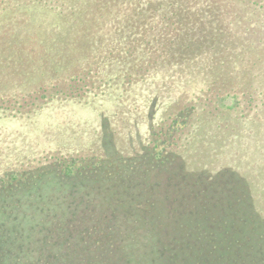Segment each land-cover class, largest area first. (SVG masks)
I'll list each match as a JSON object with an SVG mask.
<instances>
[{
	"label": "trees",
	"instance_id": "1",
	"mask_svg": "<svg viewBox=\"0 0 264 264\" xmlns=\"http://www.w3.org/2000/svg\"><path fill=\"white\" fill-rule=\"evenodd\" d=\"M130 1L133 2L130 6L140 15L136 13L137 18L123 27L126 21L120 20L118 13ZM199 2L202 0H160L158 14L150 0H2L3 12L13 17L5 19L11 25V37L16 42L20 38L27 43L25 46L38 44L41 50L32 77L25 78L39 75L45 80L40 96L25 95L23 91L10 93V107L4 108L5 114L0 113V140L2 135L6 138L7 149L18 141L25 142L32 150L25 151L22 161H17L19 156L9 149L8 156L0 154V264H246L247 259L264 264V246L253 245L252 258H248L250 254L243 256L249 245L247 234L257 232L256 237H263L264 242V232L258 231L264 221L257 219L259 215L253 208L251 219H240L249 224L248 232H244L245 225L235 229L224 227L220 231L208 222L204 207L197 204L182 207L177 197L159 188L160 182L144 187L141 181L150 178L143 179L142 168L147 169L149 176L161 178L157 176L160 173L157 162L166 164L169 159H178L183 167L181 174L184 172L190 179L210 172L196 167L187 169L190 158L182 151L189 136L207 125L205 114H195V109H201L203 98L195 99L200 92L187 80L201 75L197 72L196 59L208 52L204 47L212 41L208 32L212 25L210 20L205 24L200 21L207 17V12L199 11ZM18 9L23 24L16 31L13 20L18 18ZM187 11H195L198 17L186 15ZM222 22V26H217L215 46H227L229 34L232 37V32L222 28L227 25ZM73 46H87L84 54L74 55L81 71L64 75L66 64L73 63L69 60ZM103 46H107L106 51H102ZM110 54L121 60L114 62ZM48 73L58 76L57 80L50 81ZM252 83L250 86L257 88L254 86L257 82ZM60 84L64 88H59ZM206 87L204 83L203 92ZM257 91H253L254 103L261 109L264 92ZM71 93L77 99L73 100ZM164 95L174 97V107L178 108L171 106L164 110L165 118H159L160 124L170 123L180 129L171 139L160 143L156 133L158 122L147 130L143 112L149 104L150 114L156 115V101ZM161 107L157 110L163 113ZM111 119L114 124L135 122V138L140 147V152L135 153L138 167L134 166L136 163L127 164L130 158L121 157L113 150L107 133ZM98 121L107 133L106 158L121 161L119 165L114 162L117 165L111 169L113 162L108 166V161L83 155L85 136L92 131L94 136L98 134L99 127L95 126ZM197 124H201L199 128H195ZM208 130L213 136L217 129ZM119 132L114 131V135ZM46 145L53 148L47 150L48 155L43 159ZM59 153L86 156L95 161L97 168L105 173L103 180L111 185L113 179L108 177L115 175L118 182L129 179L136 187L102 194L101 184L81 185L80 180H75L80 176L73 168L68 176L55 170L52 159ZM28 154L38 156L27 160ZM46 159L52 162L47 163ZM26 160L37 167L23 170ZM216 161L222 165L210 174L228 167L237 170L231 160L220 154L216 155ZM27 176H31V182ZM3 192H8L5 201L1 197ZM196 196L199 201L194 202L199 203L202 197ZM74 202L94 208L87 212L88 216L76 218L72 216ZM86 207L83 209L87 210ZM181 209L185 210L183 216L178 214ZM253 219L257 221L252 222ZM237 237L242 238L237 240Z\"/></svg>",
	"mask_w": 264,
	"mask_h": 264
},
{
	"label": "rangeland",
	"instance_id": "2",
	"mask_svg": "<svg viewBox=\"0 0 264 264\" xmlns=\"http://www.w3.org/2000/svg\"><path fill=\"white\" fill-rule=\"evenodd\" d=\"M158 1L160 0H150L154 11L160 14L161 10L159 9ZM1 2L2 0H0V113L2 114L4 113V108L10 107V93L15 92L22 94L21 91H23L25 95L31 94L40 96L41 86L45 79L39 77V75L28 80L25 78L26 75L32 77L31 72L37 67L36 63L39 61L38 58L41 50L38 44L36 45L34 43L31 46H25L27 43L21 41L20 38L19 41L16 42L14 40L15 38L11 37L13 34L10 30L11 25H8L5 19L12 20L13 17L12 14L6 15L7 13L3 12L5 5ZM132 3L133 2L130 1L129 4L123 7V10L121 9L118 13L119 19L122 21L125 19L126 21L123 23V27L131 24L134 18H137L136 13L140 15L139 11H134L132 6H130ZM20 9L17 10L18 18L13 20L15 22L16 31L21 30L23 24V17H21L22 13ZM204 10L205 13L207 12L206 16L208 18L205 17L207 18L205 19L203 17L202 19L204 20L201 19L200 21L205 24L207 20H210L212 28H209L208 32L212 37V41H208L209 45L204 47L208 52L204 54L201 53L200 57L196 59L197 72L201 75L195 77V79L187 78V80L193 84L198 92H200L195 99L203 98L201 109H195V114H197V116L205 114L207 117L205 119L206 121H202H205L204 124L207 125H203L204 127L202 126L203 129L200 132H195L193 135L189 136L187 144L185 143L184 146H182V151L186 158H190L187 169L196 167L197 170L201 169L200 171L207 170L212 172L215 168L217 169L222 165L218 163L219 161H216V155L220 154L222 157H225V159L231 160L234 165L233 167L237 168V170H230L228 167L223 168L218 174L204 172L198 176L194 175L195 177H191V180L184 172L181 174L180 170L183 167L178 159H169V162L167 161L166 164L157 162V165H159L157 172H160L157 176L161 177L158 178L159 181L154 175L149 176L146 168L141 169L140 175L143 179L147 177L150 178L141 181L144 187L147 184H156L160 182L162 185L159 184V188H162V190L167 192L170 196L174 195L177 197L182 207L195 204L199 207H204L205 217L209 223L215 226L214 229L222 231L224 227L235 229L240 225H245L243 226L245 229L244 232H248L250 230L249 224L240 221V219H251L255 212L259 215L257 219L261 218L263 219L261 221H264V107L260 109V107L255 106L254 102L256 101L254 97H256V95H254L255 93L253 92L254 90H262L264 92V0H202V2H199V11L204 14ZM199 11L198 13L200 14ZM170 13H172V11ZM219 14H222V17H220ZM186 15L198 17L195 11L192 13L187 11ZM222 21L227 24L222 28L225 31L232 32V37L229 34L230 40L227 46H215V43L218 41V37H215L218 31L217 26H222ZM210 24H208V26H211ZM226 37H228L227 32ZM35 38L36 37H34V39ZM206 40L207 38H205L204 41ZM225 41L227 44L228 40L226 39ZM86 48L87 46H73L74 52H71L72 57L71 59L69 58L73 63L70 64V62H68L62 74H78L79 71H81L79 63L76 61L78 57H74V55H76L77 52L79 54H84ZM102 48V51L107 50V46H103ZM109 57L117 63V59H120L111 54ZM31 64L33 65L31 66ZM130 64L131 62L129 65ZM129 69H131V66H129ZM47 78L54 82L57 80L58 76L50 73ZM130 79L132 80V78ZM201 80H203V84L206 83L207 85L204 92L202 90L203 84ZM252 82H257L254 84L257 88L250 86L253 85ZM259 83L262 85L258 88ZM56 84L58 85L59 83ZM233 85L235 88L232 90ZM59 88H64L63 84H60ZM35 92L37 93L35 94ZM72 96L71 93L70 97L74 100L75 97ZM79 98L84 101L83 97H78V99ZM153 99L154 97L152 100ZM174 101H176L174 97L171 98L165 95L161 97L156 101L158 106L155 107L156 115H151V110H148L149 104H144V106L146 105L143 112L146 114L145 126L147 130H149L148 128H150V126H155L158 122L156 133L160 143L171 139V135H174L180 129L179 126H171L170 123L166 124L163 122L160 124L161 120L159 118H165L163 117L164 110L166 111L171 106V109L178 108V106L174 107ZM159 107H161V109L163 108V113L157 110ZM180 109L181 108H179V110ZM202 109L204 111H201ZM23 113L25 114V110ZM134 123L135 122L132 121L128 125L115 122V125L112 119L107 123L110 127V129H107V133L110 134L109 138L113 143V150L120 153L121 157L130 158L127 164L131 165H134L137 161V154L135 153L140 152V147L137 145V139L135 138L137 130L133 127ZM197 125L195 128H199L201 124ZM95 126L99 127L98 134L94 136V131L91 133L87 132L85 136L86 144L84 143V151L86 150V152L83 155L97 157L102 162L108 161V166L113 162V167H110V169L114 168L117 164L119 165L121 161L118 159L112 160L106 158V130L105 128L104 131L102 130L103 124L99 121ZM209 127H216L217 129L216 132L214 131L215 134L213 136L209 134ZM133 128L134 132H132ZM114 131L120 132L114 135ZM139 135V140H141L142 134L139 133ZM56 141H58V138ZM7 147L6 138L2 135L0 140V154L2 157L9 154V149L14 155L19 156L17 161H22L23 159L21 158L25 159L24 155L27 153L25 151L27 149L28 152L32 151L25 142L21 143L17 141L16 144H11V148L7 149ZM52 148L53 147L49 145L45 146L42 153L43 159L48 155L47 150ZM157 150L159 149L157 148L156 151ZM169 151L171 150L169 149ZM89 152L91 154H89ZM181 155L183 156L182 153ZM37 156L28 154L27 160L37 158ZM86 156L75 157L65 153H59L57 157L56 155L54 156L52 161L55 170L57 172H63L66 176L71 173L69 169L73 168L76 174L80 176L79 178H75V180H80L79 182H81V185L93 186L101 184L102 194L103 192H119L123 189H135L136 186H134L135 184L132 183L131 180L121 179L120 182H118L115 175H110L108 177L109 179H113L112 185L108 180H103L102 176L105 173L102 169L97 168L98 165L95 161ZM132 158H134V161H132ZM186 158H184L185 162L187 161ZM1 159L2 158H0V160ZM5 160L6 159H4V161ZM27 160V164L23 167V170H31L37 167L32 161ZM46 160H48L47 163L52 162L50 159ZM114 162L117 164L114 165ZM134 166L138 167L139 165L136 163ZM133 177L134 176L131 178L134 179L135 177ZM27 179L31 182V176H27ZM121 183L124 184L121 185ZM20 187L21 185L19 188ZM8 192H3L1 196L4 198L3 201L7 199L5 195H8ZM78 192L81 193L80 190ZM188 194H192L193 196L190 197ZM197 194L202 197L199 203H197L199 201L196 196ZM195 200L197 202H194ZM83 206L86 207L89 205L85 203L78 205L77 202H74L72 206V208H74L72 209V216L75 215L76 218L88 216L87 212H90V210L94 208L89 206L86 207L88 208L86 210L83 209ZM252 208L254 212H252ZM178 214L183 216L185 210H179ZM251 221L254 222L257 220L253 219ZM258 231L259 234H263L264 223L259 225ZM247 235V242L249 245L244 249L243 256L246 257L250 254L248 256V258H250L251 252L254 250L253 245L258 247L260 245V247H263L264 242L262 243L263 237H258L259 235L256 237L257 232H255V235L254 232ZM241 238L242 237H237V240ZM246 264H254V262H252V259L248 262L247 259Z\"/></svg>",
	"mask_w": 264,
	"mask_h": 264
}]
</instances>
